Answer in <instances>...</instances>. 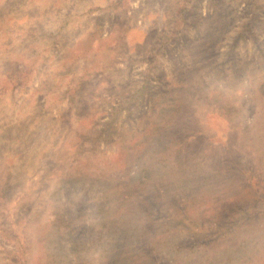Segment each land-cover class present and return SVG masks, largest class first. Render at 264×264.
<instances>
[{
  "label": "rangeland",
  "instance_id": "1",
  "mask_svg": "<svg viewBox=\"0 0 264 264\" xmlns=\"http://www.w3.org/2000/svg\"><path fill=\"white\" fill-rule=\"evenodd\" d=\"M0 264H264V0H0Z\"/></svg>",
  "mask_w": 264,
  "mask_h": 264
}]
</instances>
